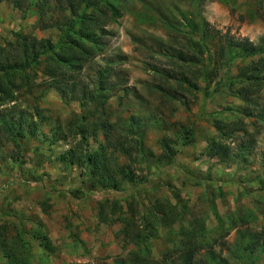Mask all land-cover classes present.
I'll use <instances>...</instances> for the list:
<instances>
[{
    "label": "rangeland",
    "instance_id": "374dc122",
    "mask_svg": "<svg viewBox=\"0 0 264 264\" xmlns=\"http://www.w3.org/2000/svg\"><path fill=\"white\" fill-rule=\"evenodd\" d=\"M112 3L121 16L111 19L107 14L103 32L92 31L98 36L97 51L73 73L65 90L91 89L103 70L104 86L116 92L104 109L111 113V123L134 116L136 124H143L144 149L154 154L146 162L160 156L164 163L144 167L113 151L110 167L121 165L124 176L134 172V180L113 189L92 187L94 179L65 156L79 146L68 123L85 106L45 85L31 93L23 87L13 102L0 105V264H264V0ZM40 6L31 13L0 0L1 47L18 31L56 45L75 14L64 0ZM72 29L78 32V26ZM227 29L258 53L230 62L219 57ZM85 34V44L94 45L91 33ZM180 54L193 63L179 62ZM174 61L188 66L183 70L196 86L182 85L194 97L175 100L158 91L180 90L174 80L163 83L167 74L182 73ZM251 63L261 72L248 69L247 74L260 88L245 104L238 80ZM43 64L36 67L37 81L43 78ZM201 66L215 72L208 87L191 77ZM39 92L44 95L34 102ZM88 108L96 113L89 122L105 117L99 106ZM102 134V129L95 139L90 134L82 151L96 150L105 142ZM112 137L123 140L124 135L112 132ZM131 195L145 219L137 216L142 225L136 228L163 213L156 232L139 245L133 237L136 229L130 238L119 219L129 201L124 198ZM156 204L163 211L153 210ZM193 228L202 246L190 259L175 248L182 247L181 233L190 235Z\"/></svg>",
    "mask_w": 264,
    "mask_h": 264
},
{
    "label": "trees",
    "instance_id": "16d2710c",
    "mask_svg": "<svg viewBox=\"0 0 264 264\" xmlns=\"http://www.w3.org/2000/svg\"><path fill=\"white\" fill-rule=\"evenodd\" d=\"M6 1L15 8L26 9L27 7L31 13H36L40 10V3L48 4V0ZM64 1L67 2V8L71 10L72 15L75 14V17L70 20L71 23H68L69 26L63 31L62 35L58 39L56 43L57 46H54L48 39H37L36 37L25 34L22 31L12 32V39L7 41L5 46H0V105L5 102H13L16 99L15 93L19 92V90L25 86L26 90H30L29 93H31L32 88L37 86L39 87L41 85L54 88L64 99L70 95L68 96V99L81 101L82 109L85 106L84 113L78 114L74 112V120L68 123V131L74 138L78 136L79 146L77 145L75 148L72 147L69 151L65 152L67 162L83 167L84 170L87 171L86 174L89 175V178L92 180L94 179L92 187L101 186L110 187V189L117 188V186L122 182L128 183L129 181H133L135 174L134 172H131V174L128 173L124 176V169L121 165H117V169L115 170L110 167V160H112V157L115 154L113 151H117L118 153L125 155L129 160V163L137 162L144 167L150 166L151 168V166L157 164V161H159L158 163L164 162H162L161 158L158 160L160 156L156 158L153 163L146 162L148 154L152 156H154V154H152V152H147L144 149L143 124H136L134 116H120L117 118V121H115L116 123H111L109 119L111 113L107 114L104 109L108 99L116 92H113L112 89L110 91L104 86L105 83L103 78L105 74L103 70L96 74V78L93 82L94 86L91 89L86 86L79 88L74 93L73 88V92L69 91L71 94L65 90L68 83L71 80H74L73 73L75 71L80 72L82 64L89 61L91 56L94 55V52L97 51L98 44H96L95 38L98 36L92 34V31L97 32V30L100 29L101 32H103L101 26L105 25V23L110 20V18L107 17V14H110L111 19L112 17H120L121 14L113 6L112 0ZM32 7H34V9ZM234 10L235 9L233 7H229L230 14H233ZM100 14L105 16L103 20L98 19V15ZM75 25L78 26L77 33L73 32L72 29ZM86 32L91 33L94 45L89 46L85 44L84 39L87 38V35L85 34ZM221 39L222 44L218 50L219 57H226L229 62L234 61L237 58H248L258 53V49L248 40L231 35L228 29L222 35ZM56 48H59L62 53H57ZM178 60L182 63H193V60L188 59L182 54H180ZM41 63H44L42 69L43 78H41L40 81H37L38 72L36 71V67L41 65ZM182 63H175L174 61V66H176L175 68L182 69L181 74H167V76L163 78L164 84L170 80H174L175 83L178 84V88L180 90L167 91V89L159 88L160 90L158 91L162 92L164 97L171 95L170 98L175 100L183 98V95L194 97V92L192 93L190 88L182 85V83H186L190 84L191 87L196 86V83L192 82V79H189V76L186 75L187 71L183 70L188 68V66H183ZM257 68L258 66H256V64L253 65L252 63L250 66H246L247 71L244 72L245 78L238 80L241 84V88L239 90L240 97L242 102L245 104H249L252 100V95L259 91L260 86L256 82L257 79L254 80V76H249L247 74L248 69L255 73ZM257 72L260 73L261 71L257 70ZM214 75L215 72L213 70H209L206 66H201L199 68V72L191 77L195 80H202L206 83V87H208L211 82H213ZM224 78V76H221L222 80H225ZM43 95V92H39L37 96H34L33 101L37 102L43 97ZM127 95V90H124V98H126ZM89 105H93L94 108H98L99 106L100 113L105 115V117L100 119V121L95 120L94 122H89L88 117L90 115H96L94 111H89ZM118 106L121 107L122 104L119 103ZM97 117L100 116L97 115ZM118 119L122 120L119 122ZM158 120L159 119L156 118L157 122H159ZM117 126H119V128L115 129ZM98 129H102V135L105 142L100 143L99 147L92 152H83L82 149L84 150V148L81 146H83L89 139L90 134L92 138L95 139ZM112 132H118V134L124 135L123 140H120L118 137L113 139ZM129 137H131L132 140H130ZM61 139L65 140L66 138L62 137ZM55 140H58V138ZM110 147H113L112 151H109ZM162 149L164 150V146H162ZM108 154L111 155V157H108ZM114 159L116 160V157ZM147 170L149 171V169ZM117 175H120L121 178H117ZM114 191L116 192V189H114ZM124 200L129 201L125 203L126 210H124L123 214L119 218L120 222L124 224L123 232L127 231L126 235L132 238V235L130 234L131 229H136V233L133 237L134 239H137L135 244L139 245L142 242L141 238L144 240L145 238L151 237V235L156 232L157 224L162 223L163 221V213L158 212L159 216L156 214L151 222L143 225L141 229L136 228L137 225H142V223L139 219L135 218L141 215V220H145L143 218V213H140L139 210H137L138 208L135 205L136 201L132 195L124 198ZM111 206L115 207L116 204ZM153 208V210L158 208L162 210V206L157 204L154 205ZM169 209L170 213H174V207H170ZM121 210H123V207H121ZM194 228L192 232H190V235L183 234L184 232L181 233L182 237L180 239V244L182 247L178 246L175 248V252L188 253L190 259L194 258L198 248L202 246L199 244V236L195 234ZM225 236L223 235V237ZM139 240H141V242ZM4 243L6 244V241L2 242V244ZM179 258L181 257L179 256Z\"/></svg>",
    "mask_w": 264,
    "mask_h": 264
}]
</instances>
